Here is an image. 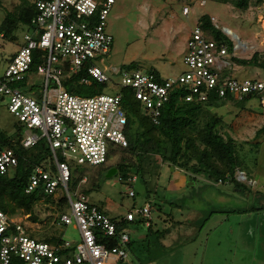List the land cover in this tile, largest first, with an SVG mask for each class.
<instances>
[{
    "label": "rangeland",
    "instance_id": "rangeland-1",
    "mask_svg": "<svg viewBox=\"0 0 264 264\" xmlns=\"http://www.w3.org/2000/svg\"><path fill=\"white\" fill-rule=\"evenodd\" d=\"M37 1L0 0V30L9 13ZM204 16L216 19L214 26L224 41L233 45L237 57L250 59L254 52H264V0H251L247 10H239L226 0H118L107 20L114 40L109 53L98 62L112 77L102 84L101 94H119L123 73L128 70H152L164 80L187 72V42ZM28 31V27L20 26L14 31V39L0 36V76ZM239 41L243 46L236 50ZM114 68L119 72H113ZM230 74L241 80L264 79V70L235 64ZM33 83L43 87L40 78ZM8 104V98L0 96V132L16 140L20 129L23 136L27 131ZM211 111L223 117L221 134L236 142L238 187L174 170L157 155L142 157L143 171L129 173V178L136 177L135 182L120 172L109 175L111 170L106 166L72 163L71 193L84 195L89 204L102 208L111 219H122L146 204L151 206L153 231L164 234L159 240H147L145 224H130L128 230L136 243L123 264H264V132L257 135L264 127V108L257 100L243 104L228 101ZM43 163L51 164V158L47 156ZM243 172L245 180L238 176ZM253 180L258 183L253 184ZM59 194L64 195L63 188ZM57 209H41L37 223L20 212L10 218L21 221L30 229L27 234L39 240L58 231L67 240L79 241L73 225L55 224L61 214L71 215L69 204Z\"/></svg>",
    "mask_w": 264,
    "mask_h": 264
},
{
    "label": "built area",
    "instance_id": "built-area-1",
    "mask_svg": "<svg viewBox=\"0 0 264 264\" xmlns=\"http://www.w3.org/2000/svg\"><path fill=\"white\" fill-rule=\"evenodd\" d=\"M117 1H37V15L31 22V30L24 35L22 46L0 76V96L8 98L9 111L27 131L23 147L31 149L44 141L49 148L51 164L36 166L25 192L65 197L71 215L61 214L57 225H73L80 235L79 241L65 238L59 242L41 241L28 235L21 221L12 220L0 208V264L125 262L130 231L119 234L118 223L141 220L149 227L152 222L153 210L149 204L114 220L100 207L89 204L84 195L72 194L69 189L72 163L100 166L107 163L111 147L128 146L122 91L115 96L83 97L68 87L112 81L107 69L99 67L98 62L109 53L114 40L108 32L107 20ZM184 14H188L187 8ZM211 20L216 22L214 17ZM241 46L239 41L235 49ZM36 59L42 63L32 70ZM184 64L187 72L167 80L140 70L125 71L122 90H131L144 114L156 124L164 105L175 93L188 102L207 101L211 94L222 100L249 97V101L257 100L264 108V79L232 77L233 63L227 45L211 39L199 26L188 39ZM113 72L119 71L114 68ZM38 78L43 80L41 89L33 83ZM17 165L14 150L0 151V174L10 172ZM238 176L246 179L244 173ZM128 181L135 182L136 177ZM62 188L64 195L59 194ZM129 195L134 197L135 193ZM99 234L107 241L118 237L120 246L99 242Z\"/></svg>",
    "mask_w": 264,
    "mask_h": 264
},
{
    "label": "trees",
    "instance_id": "trees-1",
    "mask_svg": "<svg viewBox=\"0 0 264 264\" xmlns=\"http://www.w3.org/2000/svg\"><path fill=\"white\" fill-rule=\"evenodd\" d=\"M226 3L239 10H247L251 0H226ZM36 15V4L18 6L14 12L9 13L5 18L0 35L14 39V31L20 26H26L28 30H31V22ZM198 26L211 39L227 45L233 64L264 70V52L256 51L250 59H241L233 55V45L224 41V35L216 29L210 17H202ZM40 63L42 60L36 59L32 65V70H35ZM132 65L135 64L130 66ZM149 73L159 77L152 70ZM68 87L74 94L91 97L101 94L102 84L93 81L89 86L77 84L68 85ZM121 91L123 93L122 104L128 120L126 133L128 146L111 147L107 163L100 166H106L108 170L116 169L128 179L131 171L134 170L138 173L143 171L142 157L144 155H157L174 169L187 172L193 177L205 176L210 181L231 182L238 187L236 173L240 166L236 155V142L233 138L221 134L220 129L224 124L223 117L213 113L211 109L228 101H237L243 104L249 101V97H244L243 100H236L232 97H229L228 100H222L215 94H211L207 101L188 102L175 93L164 105L159 123L156 124L142 113L141 104L134 99L131 90L123 89ZM262 132H264V127L257 132V135ZM23 133V129H20L18 138L13 140L12 137L0 132V151L12 149L18 156V165L13 169L12 174L10 172L0 174V208L9 216L20 212L37 223L40 221L37 212H40L41 209L48 208L56 211V206H58L57 210H60L68 202L65 197L55 198L25 192L33 170L36 166L42 165L45 158L50 154L44 141L39 142L34 148L25 149L22 144ZM101 210L103 209L101 208ZM58 222L59 216L55 218V224ZM139 223L143 222L137 220L134 223H129L122 220L118 223L117 230L120 234L127 230L130 224ZM25 230L26 233L30 232V229L26 227ZM148 230L149 237L147 240L152 237L159 240L164 234L163 231H153L152 223ZM51 233L55 235L48 233L49 237L47 236L41 241L56 240L59 242L62 240L63 236L58 231ZM97 238L99 242L108 243L111 247L120 246L118 237L107 241L106 237L99 234ZM135 243L130 235L128 249L131 250ZM120 263L123 264L124 262L121 261Z\"/></svg>",
    "mask_w": 264,
    "mask_h": 264
},
{
    "label": "water",
    "instance_id": "water-1",
    "mask_svg": "<svg viewBox=\"0 0 264 264\" xmlns=\"http://www.w3.org/2000/svg\"><path fill=\"white\" fill-rule=\"evenodd\" d=\"M227 32H228V30H226ZM117 171H116V169H112L110 172H109V175H113V174H115Z\"/></svg>",
    "mask_w": 264,
    "mask_h": 264
},
{
    "label": "crops",
    "instance_id": "crops-1",
    "mask_svg": "<svg viewBox=\"0 0 264 264\" xmlns=\"http://www.w3.org/2000/svg\"><path fill=\"white\" fill-rule=\"evenodd\" d=\"M228 30V29H227ZM231 32V30H229ZM237 37V36H236ZM175 170V169H174ZM244 173V172H243ZM245 174V173H244ZM258 182H256L255 180H253V184H257Z\"/></svg>",
    "mask_w": 264,
    "mask_h": 264
},
{
    "label": "bare ground",
    "instance_id": "bare-ground-1",
    "mask_svg": "<svg viewBox=\"0 0 264 264\" xmlns=\"http://www.w3.org/2000/svg\"><path fill=\"white\" fill-rule=\"evenodd\" d=\"M228 33H231V32L228 30Z\"/></svg>",
    "mask_w": 264,
    "mask_h": 264
}]
</instances>
